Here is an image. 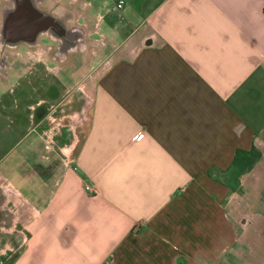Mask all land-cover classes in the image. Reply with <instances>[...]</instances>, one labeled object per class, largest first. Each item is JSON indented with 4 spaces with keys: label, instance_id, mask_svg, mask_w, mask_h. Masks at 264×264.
I'll return each mask as SVG.
<instances>
[{
    "label": "crops",
    "instance_id": "crops-1",
    "mask_svg": "<svg viewBox=\"0 0 264 264\" xmlns=\"http://www.w3.org/2000/svg\"><path fill=\"white\" fill-rule=\"evenodd\" d=\"M123 1L58 0L111 61L80 124L31 118L0 171V264H197L235 229L238 154L264 152V0Z\"/></svg>",
    "mask_w": 264,
    "mask_h": 264
},
{
    "label": "rangeland",
    "instance_id": "rangeland-1",
    "mask_svg": "<svg viewBox=\"0 0 264 264\" xmlns=\"http://www.w3.org/2000/svg\"><path fill=\"white\" fill-rule=\"evenodd\" d=\"M38 1L44 2L43 5L46 9H52L59 13L58 0ZM6 4V0H0V10ZM76 26L81 29L80 25L76 24ZM90 30L96 33L95 27ZM90 30L86 29L87 37H84L79 47L81 50L68 54L62 62H59L53 54L56 50V43L60 41L59 38L53 37L54 41L42 40L41 46L32 53L35 56L38 54L39 57H35L38 60L46 61V58L40 56L51 51L49 72L40 69L32 74H17L19 85L16 102L13 103V109L8 111H17L19 114L17 117L0 115V171L5 172L10 159L16 157L18 153L15 150L16 146L22 145L23 147L25 145V142L21 144V141L25 139L29 128H31V115L28 116L31 112L28 111L29 107L31 109L38 108V104L44 103L45 111L40 117H35V126L39 120L45 119V129L56 125V127L60 126L71 130L80 124L86 111L90 85L111 61L110 49L102 41H98L99 34L90 35ZM7 96L12 100L14 98V96L10 97L8 93ZM7 96H4V105L8 103ZM49 117L54 121L50 122ZM22 147H19L20 151ZM238 155L240 159L237 160L235 175L237 178L242 177L241 185L243 184V186H228L231 190L232 188L236 189L238 196L230 198L228 212L224 217V224L229 225V220H232L230 223L234 224L235 229L217 248L209 253L206 259L203 258L205 262L199 263L197 260V264H264V153L261 154L257 150H253ZM8 190L10 191V189ZM0 191L2 194L6 193L10 199L11 193L9 194L7 190H3L4 193L2 190ZM5 200V198L3 201L0 199L2 207L6 205ZM6 206L9 211L11 207ZM261 208L262 210H260ZM7 212L1 214V221H4L9 229L12 218ZM247 216L253 220L251 227L241 224V220ZM0 224L2 223L0 222ZM7 237L4 236V240L10 239L8 235Z\"/></svg>",
    "mask_w": 264,
    "mask_h": 264
},
{
    "label": "flooded vegetation",
    "instance_id": "flooded-vegetation-1",
    "mask_svg": "<svg viewBox=\"0 0 264 264\" xmlns=\"http://www.w3.org/2000/svg\"><path fill=\"white\" fill-rule=\"evenodd\" d=\"M6 6L0 10V115L13 117L19 114L17 111H8L16 102L18 73L32 74L40 69L49 72V58L51 51L43 53L40 57L45 60H38L32 51L41 46L42 40H52L53 37L59 38L56 43V50L53 54L59 62H62L68 54L80 51L83 41V31L70 23L67 18L59 13L48 10L43 5L44 2L38 0H6ZM53 51V49H51ZM36 53V52H35ZM56 61V59H54ZM26 74V75H27ZM26 83V82H25ZM12 86V87H11ZM7 93L14 96L13 100L8 98ZM7 96V104L4 105L3 99ZM44 103L38 104V108H28L30 118L40 117L45 109ZM17 108V106H16ZM13 109V108H12ZM264 152L261 151V154ZM240 186H243L240 185ZM0 190H2L0 183ZM6 194V193H5ZM0 191V199H7V194ZM4 195V197H2ZM262 210V208L260 209ZM2 204L0 203V222L2 217ZM11 217V216H9ZM250 218V219H249ZM247 216L241 220L243 226L253 225L251 217ZM2 224H0V242L2 241L1 233ZM9 237H13L9 235ZM16 240V237H13ZM7 241V240H6ZM15 254L9 255L12 259Z\"/></svg>",
    "mask_w": 264,
    "mask_h": 264
},
{
    "label": "built area",
    "instance_id": "built-area-1",
    "mask_svg": "<svg viewBox=\"0 0 264 264\" xmlns=\"http://www.w3.org/2000/svg\"><path fill=\"white\" fill-rule=\"evenodd\" d=\"M124 1L123 0H119L118 4H117V9L118 10H122L124 8Z\"/></svg>",
    "mask_w": 264,
    "mask_h": 264
},
{
    "label": "water",
    "instance_id": "water-1",
    "mask_svg": "<svg viewBox=\"0 0 264 264\" xmlns=\"http://www.w3.org/2000/svg\"><path fill=\"white\" fill-rule=\"evenodd\" d=\"M82 38H83V36H82ZM84 39V38H83Z\"/></svg>",
    "mask_w": 264,
    "mask_h": 264
}]
</instances>
